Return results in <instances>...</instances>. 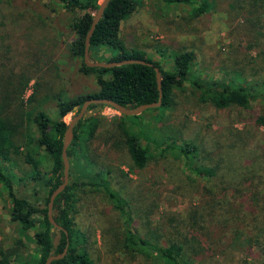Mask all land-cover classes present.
Instances as JSON below:
<instances>
[{
	"label": "rangeland",
	"instance_id": "374dc122",
	"mask_svg": "<svg viewBox=\"0 0 264 264\" xmlns=\"http://www.w3.org/2000/svg\"><path fill=\"white\" fill-rule=\"evenodd\" d=\"M212 1L210 12L195 16L192 6L139 0L137 10L122 23L120 37L129 50L145 51L167 70L173 68L170 53L193 50L197 55L194 75L205 86L223 89L230 82L237 83L239 77L245 78L259 90L256 97L247 109H217L201 103V91L183 82L175 89L174 110H149L139 120L157 141L156 128L164 118L171 131L195 140L207 153L236 152V161L240 153L245 157L256 150L264 167V126L255 122L264 116V0ZM79 15L54 0H0V89L9 90L10 113L17 111L21 99L25 110L41 105L58 121V96L76 98L99 91L96 75L80 71L81 61L71 49L76 40L73 23ZM159 50L166 53L163 59ZM117 55L118 51L100 47L92 50L90 58L107 62ZM21 77L28 79L29 85L23 95L19 91L14 95ZM87 115L101 122L89 143L97 169L75 163L70 181L97 184L95 169L110 170V188L128 202L135 231L162 246L170 240L186 242L197 264H264V210L242 208L233 192L224 187L231 182L191 175L175 157L154 159L145 169H138L122 144L118 129L121 115L101 105ZM75 116L69 114L64 121L69 124ZM31 128L40 167L50 172L52 158L37 146L39 129L34 124ZM7 169L17 196L44 208L47 191L43 183L28 179L30 166L18 156ZM262 173L264 179V170ZM82 190L75 222L86 234L93 264H160L126 249L124 218L103 188L84 186ZM260 192L259 198L264 200V190ZM195 219L199 220L195 230L203 236L193 250L192 244L189 248L188 223ZM35 233L31 231L26 238L21 225L12 220L0 181V250L17 248L19 243V255L31 259L37 253ZM59 239L54 230L56 246Z\"/></svg>",
	"mask_w": 264,
	"mask_h": 264
},
{
	"label": "trees",
	"instance_id": "16d2710c",
	"mask_svg": "<svg viewBox=\"0 0 264 264\" xmlns=\"http://www.w3.org/2000/svg\"><path fill=\"white\" fill-rule=\"evenodd\" d=\"M54 1L69 12L80 13L73 23L76 40L72 43L71 49L81 61L80 71L85 75H96L99 91L76 98L58 96L55 100L60 120L53 121L41 109V105L31 110H25L24 102L21 99L17 111L10 113V104L7 99H10L7 97L9 90L0 89V181L4 185L11 205L12 220L21 225L26 238L31 231L35 230L34 241L37 245V253L27 260H23L19 255V246L21 245L19 243L17 248L1 249L0 264H44L51 255L62 253L68 244L67 256L53 264H93L87 247L86 234L78 229L75 222V215L78 213V194L83 191L84 186L103 188L116 208L120 210L126 228L125 247L130 252L148 259L158 260L160 264H197V261L191 258V251L187 250L186 242L170 240L167 246H162L152 238L142 237L135 231L134 219L128 202L110 188L108 176L111 171L96 170V161L92 157L89 143L95 138L101 127V122L98 117L89 115L76 125L74 140L68 149V157L71 167L76 163L85 165L88 170L96 168L95 174L99 183L85 184L70 181L65 191L57 197L54 207L57 212L54 218L64 230H56L60 239L58 245H55L54 230L48 216V206L50 196L62 184L64 176L63 144L69 125L64 121V118L72 113L77 115L75 107H81L90 99H110L130 108L157 102L160 98V91L155 67L160 69L163 77V103L162 107L151 111L174 110L176 105L175 89L183 82H189L195 89L201 91L199 96L201 103L217 109L230 107L247 109L259 90L256 91L253 85H250L245 78L240 77L237 79V83L230 82L223 89L205 86L206 84L194 75L197 55L193 50L170 53L169 56L173 60V68L170 70L165 69L160 61H154L145 51L129 50L120 37L121 26L137 10L139 0H112L109 3L91 38L90 53L94 48L106 47L118 51V55L107 62L142 59L154 66L132 64L111 69L88 67L85 63L86 38L102 0ZM161 1L167 6H192L195 8V16L210 12L214 6L212 0ZM163 51H158L162 59L166 55ZM28 85V79L21 77L19 89L13 90V94L17 95V91L24 93ZM28 100L34 101V96ZM98 106L100 105H91L88 112ZM140 117L120 116L118 125L123 138V147L127 149L136 168L145 169L154 159L175 157L191 175L214 181L231 182L227 187L225 185L224 187L228 192H233L242 208L250 206V209L256 210V212L264 210V200L259 198L260 191L264 190V179H262L264 167H262L256 150L249 152L245 157H243V153H240L236 157V161V152L229 154L223 152L218 156L215 153H207L195 140H187L177 132L171 131L169 126L163 122L164 118L160 122V126L156 128L160 135V141H157L153 139V134L147 133L143 129ZM126 118L129 123L126 122ZM255 122L259 127H263L264 116H259ZM32 124L36 125L41 133L37 140V146L44 148L52 158L50 172H43L40 167V162L37 159L38 149L34 147ZM18 156L31 168L26 173L28 179L41 182L46 188L44 208L33 206L28 200L19 198L15 193L12 181L7 174V166L13 164L14 159ZM237 162L239 165L236 164ZM72 177L73 171L70 170V179ZM198 221L195 219L193 223H188L191 232L189 240L192 242L188 241L189 248L192 244L191 249L193 250L200 246V238L203 236L202 233L195 230Z\"/></svg>",
	"mask_w": 264,
	"mask_h": 264
},
{
	"label": "water",
	"instance_id": "95a60500",
	"mask_svg": "<svg viewBox=\"0 0 264 264\" xmlns=\"http://www.w3.org/2000/svg\"><path fill=\"white\" fill-rule=\"evenodd\" d=\"M112 0H102L100 2V7L98 11L96 12L92 26L90 29V32L87 35L86 38V48H85V63L87 64L88 67L91 68H105V69H111L114 67H121L125 65H132V64H141V65H147L149 67H153L154 65L150 62H147L146 60L142 59H127V60H122V61H110V62H102V61H93L90 58V47H91V38L100 22V20L103 18L105 10L109 3ZM156 73H157V82H158V88L160 91V98L157 102L150 103V104H144L140 105L135 108H130V107H125L117 102L110 100V99H90L86 101L81 107L77 106L75 107V112L78 113L72 121L69 123L68 128L65 132L64 136V144H63V162H64V176L62 178V184L52 193L50 196V201H49V206H48V216L50 223L53 226V230H59L63 231L64 228L61 227L54 218L55 213L57 210H55V201L57 197L65 191L67 186L69 185L70 182V170H71V163L70 159L68 157V149L71 146L73 140H74V129L76 125L82 121L88 114L89 107L91 105H105L108 106L114 110H116L119 115L125 116V117H130V116H140L141 114L145 113L146 111L152 110V109H157L162 107L163 103V77L162 73L159 68L155 67ZM68 249H69V244L67 247L64 249V251L60 254H53L51 255L44 264H53L55 261H60L63 260L67 254H68Z\"/></svg>",
	"mask_w": 264,
	"mask_h": 264
},
{
	"label": "crops",
	"instance_id": "0c3cea01",
	"mask_svg": "<svg viewBox=\"0 0 264 264\" xmlns=\"http://www.w3.org/2000/svg\"><path fill=\"white\" fill-rule=\"evenodd\" d=\"M100 48V47H99Z\"/></svg>",
	"mask_w": 264,
	"mask_h": 264
}]
</instances>
